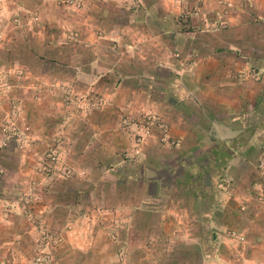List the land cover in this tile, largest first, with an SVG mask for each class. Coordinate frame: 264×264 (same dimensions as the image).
<instances>
[{
  "label": "crops",
  "instance_id": "0c3cea01",
  "mask_svg": "<svg viewBox=\"0 0 264 264\" xmlns=\"http://www.w3.org/2000/svg\"><path fill=\"white\" fill-rule=\"evenodd\" d=\"M79 1L81 10L73 14L54 0H0V54L30 62L15 65L19 73L2 66L17 73L8 82L11 92L0 96V118L9 116L30 141L23 148L0 149V193L12 195L36 178L38 150L32 141L61 122L60 166L81 167L91 186L102 179L108 185L106 196L91 188L89 196L78 199L71 183L84 184V179L70 176L69 182L65 175L58 181L63 185L52 182L55 188L50 183L41 192L37 211L62 230L65 250L80 251L81 264L117 262V249L138 243L134 234L145 235L151 244V233L158 247L181 245L182 234H194L193 257L174 252L167 264H215L217 253L233 250L235 241L226 235L227 241L213 243L208 251L197 234L213 228L235 231L229 229L232 208L243 261L264 262V0ZM226 3L225 25L216 28L213 22ZM28 12L37 15V26L55 29L58 46L78 31L75 46L81 50L65 51L59 69L51 65L41 78L57 84L81 80L76 105L81 112L71 104L70 116L63 117L58 99L35 97L41 54L35 44L53 38L30 26ZM58 73L69 75L51 80ZM145 114L163 122L173 144L148 146L141 158L121 159L133 129H119L120 120ZM77 119L79 128L73 123ZM80 137L81 149L72 148ZM100 200L113 205L96 209L95 223H88L82 210ZM19 225L20 219L0 220V264H7L5 253L14 234L21 233ZM253 250L261 259H252ZM14 257L13 264L24 263L18 252Z\"/></svg>",
  "mask_w": 264,
  "mask_h": 264
},
{
  "label": "rangeland",
  "instance_id": "374dc122",
  "mask_svg": "<svg viewBox=\"0 0 264 264\" xmlns=\"http://www.w3.org/2000/svg\"><path fill=\"white\" fill-rule=\"evenodd\" d=\"M54 3L57 6H67L69 12H72L73 14L81 10V2L79 0H75L74 5L61 4L59 0H54ZM1 14H2V10L0 8V17H2ZM26 15H27L26 17L29 16L30 26L31 25L35 26V28H38V31H42V32H45V30L47 31L46 26H37L40 25V21L37 19L36 14H33V12L32 13L28 12L26 13ZM25 27H29V26L25 25ZM41 27H45V28L43 29ZM49 31H47V36L53 38L52 41L51 39H49L50 41L45 42L43 39L42 41L40 40L35 44L37 48V52L41 54L38 56L37 66H36L39 71L38 72L39 78L37 79L39 82V86L34 93H35V97L37 98L43 96V94H51L50 96L58 99L65 110L63 117H66L68 115L66 108L70 107L71 104H74V108H76V110L81 112V107L76 106L78 105L79 102H81V96L79 95L81 94V88H80L81 80L75 77L74 81L73 80L69 82L65 81L67 82V84H57V83L49 82L47 79L41 78V76L44 77L45 75L41 73L45 72L46 69L49 68L51 65H52V69L53 67L54 69H56L57 68L56 65H61V60H63L65 51L81 50L79 47L75 46L77 45L76 41L78 39V35H77L78 31H72L71 34L68 36V39H66L67 40L66 44L63 45L60 44L59 46L57 45L58 41L55 40V36L57 35L55 29H50ZM73 35L75 37L72 40L70 39V37ZM59 47H63V51L60 52V54L58 55L57 48ZM3 64H7L11 68H15L16 71L18 72V68L15 67V65L17 64L29 65L30 62L29 59L26 57L20 58V57H12V56H2L0 54V67H2ZM31 65H34L33 61ZM15 73L12 72L11 70L8 71H6V69L3 70V67L0 69V96H4V94L6 93L9 94L11 92L12 89L10 87V84H8V82L10 81L12 82L14 80L13 77L14 75H16ZM69 74L68 73L51 74L50 78L52 80L55 79L52 78V76L62 77V75L68 76ZM20 76H22V78L25 79L24 73H20ZM62 80L64 79H61V81ZM21 97L27 98L25 93H21ZM1 107H2V102L0 101V108ZM12 107L14 108V105L12 106V104H10V108ZM16 113H18V111H16ZM146 115H153V114H145L142 117L140 116V118L138 119L124 118L122 121L120 120L119 129L121 128L123 131L131 128L133 129L128 132V135L130 137V145L124 151H120L119 157L121 159L128 160L130 157L141 158V156L144 153L143 148L148 146H152V148L153 147L162 148L165 145L170 146L173 144V143L165 144L160 140L162 137V132L157 127H151L149 129L147 128L148 126L146 125L145 121H143L144 120L143 118ZM71 120L72 118L69 120V122ZM73 123L76 124V128H79V126H81V121L79 119L75 120ZM7 125L10 126V129L8 131L3 132V128H5V126ZM51 127L53 129H51L49 133L47 132L48 134H44L40 138H37L34 141H32V143L36 145L38 150L37 166L35 171L36 178L35 177L32 179L29 178L27 181L28 184H25V186L24 184H22L21 190L19 189L16 192L13 191L12 195H8L7 192L0 193V220L10 222L11 220L20 219L19 226L21 228V233L14 234V240H11L12 241L11 247L5 253L4 260L7 261V264H13L14 260L16 259L14 256L17 254V252L18 255H20V259H22V261L24 262L23 264H81L80 253H78L80 251L69 252L65 250L64 247H62L64 241L62 230L58 229L56 226L53 227L49 225L45 220L44 216L37 211L42 205V202L39 199L41 196V192L42 191L46 192V189L49 187L50 183L52 182L56 184L60 183L63 185V183L58 181L65 180L64 176L69 175V177H67L69 182H70L69 178L74 177L78 179V181L84 179L83 183L86 184L84 185L78 183L77 181L76 182L78 184H75L76 182L71 183L75 185V188L78 193L77 195H79L78 199H81V194H83V196H87L88 194L89 196V193L93 192L91 188H95L96 191H99L101 197L108 193L105 192V189L108 187L107 180L102 179L96 184L97 186H91L92 183L91 177L88 174L86 175L85 170L81 169V167L74 168L75 170H73L69 166L65 168L63 167V165L60 166L61 163L63 162V160L59 159L60 147H61V142L64 141L65 139L63 135H61V133L59 132L60 128H62V123L59 122L58 124H55V126L52 125ZM140 131L145 133L139 134ZM156 131H159V133L158 132L156 133ZM153 132H155L156 134H154ZM138 138L139 141H137ZM167 139L170 140L169 137H167ZM29 141L30 139H27L22 132L16 129L13 120L9 116H7L6 118L3 117L2 119L0 118V149H3L8 145L11 147L18 146L19 148H23L27 146ZM72 148L81 149V137L74 140ZM48 149L55 150V155L53 160H51L47 156ZM157 175L158 174L156 172L154 176ZM168 181L170 182L168 183ZM168 181H166L168 183L166 184L168 187L173 185L174 180H172V177L171 179H168ZM53 183H52L53 185L52 188H55L56 186ZM79 185H81V187H79ZM52 188L50 192L52 191ZM150 188L152 189V186H150ZM134 192H136V189ZM109 205H113V204L109 201L106 202L104 200H100V202L98 201L94 202L91 205L86 206L87 207L86 209L84 208L82 210L81 201H80V210H82L83 216L86 218V220L88 219L89 221L88 223L94 224L95 210L98 208L101 209L103 207L105 208L110 207ZM232 209L233 210L230 211V222H232L233 225L230 226L229 229L231 230L233 229L236 231L235 219L233 215L236 216L237 210H235L236 208H232ZM97 222L99 223V221H96V223ZM235 231H229L226 233L225 230L219 229L217 231L216 229L213 228V233L202 232L197 234L199 239L198 241L201 242L204 245L205 249H207L208 251H210L209 247L213 243H219L222 242V240L227 241L226 235H228L229 237L227 239H233V241H235L232 243L234 245L233 250L230 249L229 251L223 248L219 253H217L216 260L219 261H215V264H247L246 262L243 261V248H241L243 244L238 247L239 244L243 243V239L241 238V236L237 235V232ZM16 235L18 237H16ZM111 236L110 238H112ZM181 236H182L181 245L172 244V245L158 247L156 243L157 236L155 235V233L150 234L151 244H147L145 235L143 238L140 239L139 235L134 234L133 239L134 241L139 240L138 243L133 244L134 245L133 249H127L124 246H122V248L117 249L116 254L118 259L116 258L117 262L113 261L112 264H141L142 262H144V264H148V263L167 264L168 260L174 258L173 257L174 252L176 253L181 252L183 253V255L181 256L192 258L193 257L191 256L192 247L190 244L192 242H195L194 239L195 236L194 234H188V233L182 234ZM20 240L23 242L19 243ZM177 246L179 248H177ZM20 247L21 250H18V248ZM67 252L70 253V257L69 259H67L69 260L68 262L65 261L66 259L65 255L67 254ZM127 252H129V257L127 255ZM165 252H167V254H165ZM132 255L133 257H131ZM175 257H177V255ZM258 257L259 255L256 254L255 250H253L252 259L254 258L261 259ZM3 258L0 256V261ZM37 258H39L40 260L36 261ZM192 263L193 260H191L190 264ZM262 263L264 262H258L253 264H262ZM86 264H96V263L95 262L91 263V261H89Z\"/></svg>",
  "mask_w": 264,
  "mask_h": 264
},
{
  "label": "built area",
  "instance_id": "2783aa9c",
  "mask_svg": "<svg viewBox=\"0 0 264 264\" xmlns=\"http://www.w3.org/2000/svg\"><path fill=\"white\" fill-rule=\"evenodd\" d=\"M61 4H70V5H74V1L75 0H59ZM230 7V5L228 3L225 4V9H223L220 14L216 15V18L213 22L214 27L216 28H222L225 25V15H226V9H228ZM74 35L70 37V39H74ZM146 123V125L148 126L147 128H151V127H157L161 132H162V137H161V141L164 142L165 144H172L173 142L167 139V132H166V127L163 124V122L157 117V116H153V115H146L143 118ZM126 123V122H125ZM10 129V126L7 125L5 126V128H3V132L4 131H8ZM137 141H139V138L137 139ZM54 155H55V150L52 149H48V154L47 156L53 160L54 159ZM260 200L264 201V195L261 196L260 195ZM233 234V233H232ZM47 259V257H46ZM40 259L37 258L36 261H39ZM264 264V263H262Z\"/></svg>",
  "mask_w": 264,
  "mask_h": 264
}]
</instances>
